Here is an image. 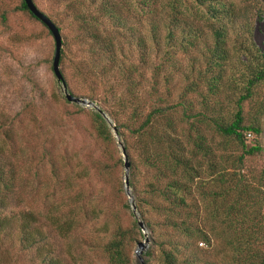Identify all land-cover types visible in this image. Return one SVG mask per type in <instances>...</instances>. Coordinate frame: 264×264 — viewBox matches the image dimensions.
Returning <instances> with one entry per match:
<instances>
[{
	"label": "rangeland",
	"instance_id": "rangeland-1",
	"mask_svg": "<svg viewBox=\"0 0 264 264\" xmlns=\"http://www.w3.org/2000/svg\"><path fill=\"white\" fill-rule=\"evenodd\" d=\"M70 1L76 0H33L35 6L61 28L60 35L66 45L59 70L68 89L75 96L92 97L106 112L115 114L120 110L117 101L114 103L115 95L124 94L116 69L123 60L125 67L137 68L132 72L136 74H131L123 84L142 82L138 85L142 113L133 120L127 112H120L118 123L126 127H120L117 136L123 147H127L130 162L139 170L136 177L141 189L147 183L155 182L157 174L141 165L143 156L132 130L140 125L153 106H163L162 103L157 105L158 99L169 104L183 100L189 113L205 115L201 121L190 120L191 136H200L205 145L203 153H197L192 163L199 176L188 183L186 207H173L175 213L171 222L181 226L179 230L166 227L163 217L148 208L144 216L139 215L144 230L139 229L137 218L130 208H126L129 200L124 185L125 169L117 139L106 142L99 138L92 107L66 100L61 83L52 70L54 40L47 28L18 8L20 0H0V158L5 168L10 164L16 173V184L10 193L11 207L32 211L39 219L41 231L46 234L38 259L32 252L15 254L11 247L10 264H46L40 261L43 257L53 258L55 264H109L105 248L118 231L125 233L126 264H145V258L147 264H159L160 249H167L177 241L186 242L187 237L180 229L187 224L202 228L208 235L209 242L202 238L194 241L197 246L203 242L200 246L203 258L212 259L215 264H229L232 250L227 240L233 237L226 230L228 214L238 221L245 216L246 225L264 227V135L263 132L259 136L246 134L247 148L259 144L262 151L244 155L240 166L237 158L242 154L241 147L233 140L222 138L213 120L223 123L232 120L238 92L233 89V81L241 74L249 75L248 71L262 62L258 54L264 53V0H217L231 11L218 24L226 26L229 51L224 56L229 60L214 69L219 74L217 91L208 89V75L204 79L198 76L206 69L214 48L215 39L209 25L217 27L215 18L206 19L207 9L212 4L208 0H158L164 26L169 18L162 15L171 10L168 2L175 1L182 12V20L192 21L198 29L196 47L180 49L176 45L172 65H165L166 57L158 51L147 28L151 19L142 18L139 23L129 17L127 43L116 65L106 75L101 74L104 67H109L107 59H98L96 55L90 57L87 42L77 38L78 31L67 8ZM2 13L6 15L5 24L1 22ZM229 13H236L234 24H231L233 15ZM105 25L107 30L111 29L112 22L107 20ZM165 34L166 30L159 28L156 40L162 52L168 47L164 43ZM245 38L249 40L250 48L242 53L239 46L237 50L236 47ZM156 66L161 85L157 91H152L149 75ZM167 76L172 77L169 92L164 83ZM181 112L177 107L169 115L177 125ZM244 116L245 123L256 118L264 129V79L253 86L251 97L244 103ZM165 122L164 118L159 120L163 127ZM187 127L176 128L174 136L179 141ZM81 170L87 173L84 179L79 178ZM173 178L177 179L176 176ZM129 192L133 197L131 188ZM78 194H81L77 199L79 207L73 214L79 223L67 238L62 239L50 221L57 212L71 208L70 199L76 200ZM152 200L165 203L161 198ZM230 206L235 207L234 211L229 210ZM212 212L218 213L217 220L209 218ZM240 212L242 214L236 215ZM145 238L147 243L139 249L138 243L144 242ZM146 252L151 253L149 258ZM184 254L186 252L177 253V258L182 260ZM5 262L9 264L8 260Z\"/></svg>",
	"mask_w": 264,
	"mask_h": 264
},
{
	"label": "trees",
	"instance_id": "trees-1",
	"mask_svg": "<svg viewBox=\"0 0 264 264\" xmlns=\"http://www.w3.org/2000/svg\"><path fill=\"white\" fill-rule=\"evenodd\" d=\"M199 1L203 2L204 0ZM208 1L212 4L209 5L207 9L208 16L206 19L215 18V25H217V27L209 25L211 34L215 39L213 42L214 48L211 50L212 55L207 62L206 69L203 70L201 74H198V76L200 77L199 79H204V77L208 75V89L217 91L219 74L216 73L214 69L222 67L224 62L229 60V58H225L224 56V53L229 51L226 45L228 42V34L226 35L225 32L226 26L218 24L224 20L228 12L231 11L230 8L223 6L221 3H217V0ZM215 3H217V5ZM169 6L171 10L167 13L165 12V15H162L169 18L166 24L167 26H164V20L161 21L159 16L161 14H159L160 11L158 10V0H76L74 2L70 1L67 8L69 15L72 17L71 22L75 26L76 31H78L77 38H81L82 41L87 42L86 45L90 57L93 58V56L96 55L98 59H107L109 67H104V72L101 74L106 75L110 69L116 65L124 44L127 43V19L129 17H131L132 20L137 19L139 23L142 18L151 19V24H148L147 28L150 30L153 39L157 43L158 51L162 53V56L166 57L165 65L173 64L174 47L176 45L179 46L178 48L180 49H186L192 46L196 47L198 43V38L196 37L198 29L192 24V21L186 23L182 20L180 17L182 12L178 10L175 1L168 2V7ZM18 8L28 13L34 20L42 23L29 11L23 0H20V6ZM229 15H233L231 24H234L237 19L236 13H229ZM107 20L112 22V25L109 27L111 29L108 30L105 25ZM1 22L3 24L6 22L5 13L1 14ZM43 26L47 28L44 24ZM56 27L59 32H61L60 26L56 24ZM159 28L166 30L164 43L168 44V47L164 48L163 52L160 50V43L156 40ZM48 33H50L49 30ZM61 40L59 65L65 56L64 47L66 45L64 37H62ZM238 46L240 52H248L250 48L249 40L245 38L240 44L238 42L236 50ZM258 55H260L258 57L262 60L261 64L249 70V75L241 74L238 79L233 81V89H236L238 92L234 100L236 110L233 113L232 120L226 123L213 120V125L222 138L226 141L233 140L241 147L242 154L237 158L240 166L243 162L244 155H252L262 151V147L259 144L247 148L246 134L253 133L255 136H259L263 132L264 135V129L261 128L256 118L245 123L244 116V103L251 97L253 86L264 79V53ZM121 56L123 55L121 54ZM124 61L125 60H123L116 69L122 80V82L119 81V83L124 87V94L115 95L116 99L114 100V103L117 101L116 104L120 110H116L115 114L113 112L108 113L102 107L98 106L93 101L92 97L88 98L89 101L93 102L106 114L111 124L113 123L114 127L117 128L118 135H120L118 129L126 126L123 123H118L117 115H119L120 112H127L130 119L135 120L138 115L142 113L141 108L143 107V102L138 94L140 91L138 85H141L142 82L123 84L131 74H136L132 72L137 71L136 67H125ZM157 69L158 66L153 68L152 74L149 75V77H151L150 86L152 87V91H157V87L161 85L158 80V74H156ZM60 73L68 93L75 96L68 89V85L61 71ZM140 75L143 77L145 76V74L142 73ZM171 78L172 77L167 76L164 80L167 92L170 91L168 87ZM193 85H195V82ZM186 88H188V86ZM156 103L157 105L162 103L163 106H153L146 112L140 125H138L136 129H133L132 132L137 138L139 152L143 156L141 165H146L153 169L157 177L155 182H149L141 189L139 179L136 177V173L137 171L139 173V170L130 162L127 147L124 146L126 156L129 160V188L133 191L134 203L138 215L141 217L142 215L144 216L146 208H148L163 217L165 221L162 222L166 227L179 230L181 226H177L174 221L171 222L172 216L175 213L173 207L175 205L178 206L179 209L186 207L188 183L194 177L199 176V174L197 175V172L194 171L195 169L192 163L196 158V154L203 153L205 148L200 136L196 138L191 136L192 125L190 120L196 118L198 121H201L205 115L199 112L189 113L186 103L183 100L169 104L166 100L162 101L158 99ZM177 107H180L182 111L178 125L176 124L177 122L169 116L174 113ZM91 112L99 138L106 142H115L117 138L113 134L112 126L99 111L93 108ZM162 118L166 121L164 127L159 123V120ZM184 125H188V129H186V131L184 130L182 134L184 137L179 141L178 138L174 136V132L177 130L176 128H178V126L181 127ZM197 140L200 141L197 142ZM192 146L195 148H192ZM122 162L124 164L123 156ZM86 176L87 173L81 170L79 178L84 179ZM174 176H176L177 179H174ZM16 180V173L13 167L8 164V167L5 168L0 158V262L2 264H6V260H8L10 264L9 256L11 254V247L14 248L15 254H27L28 252H32L34 257L38 259L40 246L44 245L43 241L46 240V234H44L40 226H38L39 219L32 211L24 207H19L17 209L11 207L9 201L12 195H10V193L15 187ZM80 195H76V200H74L76 202L70 199L72 200L70 203L71 208L57 212L55 218L50 221L57 235L62 239L67 238L70 232L79 223L73 213L75 208L77 209L79 207L77 199ZM147 196H149V200ZM157 198H161L165 203L162 204L152 200ZM238 200L241 199L239 198ZM78 201L80 202V200ZM82 206L83 203L81 208ZM126 208L131 209L129 202L126 204ZM234 209L235 207L233 206L229 207L231 211H234ZM239 214L242 213L240 212L236 215ZM218 217L219 215L217 212H212L209 215V218L214 220H217ZM244 218L245 216L238 221L235 216L230 217L229 214L227 216L228 222L226 230L231 233L230 236L233 237H229L230 239L228 238L229 240H227V244L232 250L229 264H264V227L256 226L255 224L246 225L247 220L244 221ZM139 229L141 228L139 227ZM180 233L186 235V242L177 241L173 246L169 245L170 247L167 249H160L159 264H215L212 259H206L200 255L202 251L200 246L203 242H199V246L195 244L197 242L194 243V241H198L196 239L200 238L204 239L205 242H209L208 235L202 228L187 224V226H183L180 229ZM255 235L259 237L255 238ZM124 239L125 233L118 231L115 239L107 243L105 252L109 264L128 263L126 262L127 259L124 253ZM260 245L263 246L262 249L259 248ZM183 252H186V254H184L182 260H179L177 258V253L180 254ZM146 256L149 258L151 253L146 252ZM40 261L46 264H55L53 258L43 257ZM144 261L145 264L148 263L147 258H145Z\"/></svg>",
	"mask_w": 264,
	"mask_h": 264
},
{
	"label": "water",
	"instance_id": "water-1",
	"mask_svg": "<svg viewBox=\"0 0 264 264\" xmlns=\"http://www.w3.org/2000/svg\"><path fill=\"white\" fill-rule=\"evenodd\" d=\"M23 1L26 4L29 11L48 28V30L50 31V33L53 37L54 54H53V59H52V70H53V73L56 76L58 82L61 83L62 90H63V93H64L66 100L94 108L95 110L99 111L101 113V115L107 120V122L112 126L113 133H114L115 137L117 138L118 145L121 148V152H122V156H123V160H124L125 192L128 196V200H129V203L131 206V210H132L133 214L135 215V217L137 218L138 225L142 230H144V224L139 219V215L137 213L133 197L129 192V180H128V178H129V162H128L124 147L121 144V142L118 140L116 128L114 127L113 124H111V121L107 118L106 114L104 112H102L93 102H91L85 98H79V97L72 96L71 94L68 93L65 83L62 81V75H61L60 70H59V57H60V49H61V44H62L60 32H59L58 28L56 27V25L51 21V19L46 14L42 13L35 6V4L33 3V0H23ZM146 243H147V238L144 239V242L138 243V248L142 249Z\"/></svg>",
	"mask_w": 264,
	"mask_h": 264
}]
</instances>
